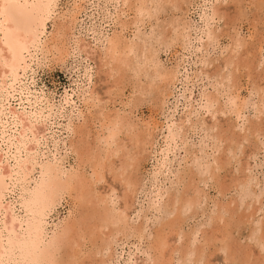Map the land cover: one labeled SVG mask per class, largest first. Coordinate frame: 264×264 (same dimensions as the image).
Returning a JSON list of instances; mask_svg holds the SVG:
<instances>
[{"label": "rangeland", "instance_id": "1", "mask_svg": "<svg viewBox=\"0 0 264 264\" xmlns=\"http://www.w3.org/2000/svg\"><path fill=\"white\" fill-rule=\"evenodd\" d=\"M41 1L44 5L42 28L39 31V45L41 46L38 45L37 52L34 51L35 53L33 52L34 54L30 58L25 59L27 68L24 71L19 69L17 73L18 80L15 82V92L12 95H7L6 99H0V104L2 103L0 106V136H2V133L6 136L11 132L7 109L15 108L19 110L21 98L28 97L34 100L36 97L38 99L36 107L39 110L41 109V116L35 124L34 133L35 131L36 133L33 135L35 138L32 136L34 139L28 142L31 156L34 157L35 169L33 170L34 173H31L28 177L29 180L27 179L25 183L26 187H32L38 179L39 165H52L54 163L51 166L54 170L63 169L62 172H64L65 168V172L76 171L79 175L84 174L81 176L92 182L91 185L95 194L100 198H105V203L108 202L107 205L109 203L116 204H112L113 208H111L116 212L123 210L127 222L124 221L125 226L123 229V224L119 227L121 231L123 230L122 233H119L118 227L109 225V223L107 226L102 225V227H100V224L98 229L89 228L86 230L87 232L84 231L87 236H83L86 243H84V240H80L79 244L82 246L79 247L80 245H78V249H75L78 252L84 244L79 255L76 253V257H74L70 248L61 245L62 248L60 246L55 250V257H58L54 259L55 264H59V260L60 264H99L100 262V264H146L147 262H149L147 264H153L152 261L155 264H159V262L160 264H228L229 262V264H236L237 262L242 264L241 257L235 256L236 254L230 255L234 257V261L229 256L230 252L225 251L227 255L225 256V249H222L224 245L219 246L222 243H219L221 240L219 236L222 235V232H216L219 236L214 233L215 238H213L214 234L210 235L211 231L223 228V226L230 227V231H228L232 239L237 242H235V245L240 247L241 244V248L248 246L245 250L249 254L253 251V254H250L251 264L256 262V258L259 259L257 262L264 261V243L261 240L264 234V0H176L172 5V1L169 0H164V2L159 0L158 2L161 3H158L157 0H142L144 2L139 0L138 3L135 0L125 2L124 0ZM139 2L143 4L140 5ZM161 4L163 7H161ZM140 8L142 9L141 15H137V10H140ZM133 17H137V20L135 19L136 22L138 21L137 23H134ZM72 18H74V21L71 25V33L64 30L57 37L58 25L66 24L65 21ZM204 21L208 24H204ZM152 25H155L153 28L155 32L151 31ZM206 25L209 27H205ZM182 26L184 31H182ZM163 30H165L164 34H162ZM205 30H209L208 34ZM137 35L140 37V41ZM159 35H162V38ZM52 37L63 38L64 44H62V39H59L60 42ZM110 38L118 40L120 46H124L127 42L138 44L129 56V59L132 60L128 61V65L122 66V71L119 72V75H123L122 77L117 75V64L115 62L112 64L113 61L111 62L106 57L107 63L103 55L104 48L102 47L106 45L105 40ZM155 42L159 45H156ZM56 43L59 47H56ZM141 50L145 54L149 52L147 56L150 55V59L152 56L153 60L142 58ZM39 51L41 52L39 53ZM240 62L241 64H239ZM147 63L148 65H146ZM153 65L158 69V72L170 75H168V83L161 81L160 84L159 79V82L158 80L155 81L157 78L152 77L155 76L152 71L156 68ZM137 66L140 70L136 68ZM144 66L149 67L144 69ZM140 71L141 73H139ZM145 71H147V74ZM169 77L172 78L169 79ZM153 79L154 82L151 81ZM149 83L150 85L153 83L154 88ZM157 83H159V87ZM145 84L148 85V88H145ZM158 88H161L160 92ZM212 95L213 97H211ZM257 96H261V100ZM233 97L235 100L230 101ZM204 98L211 100L212 104ZM216 98L218 99L215 100ZM205 100L209 103L206 104L205 102L204 104ZM209 104L210 107H207ZM23 105L26 107V104L23 103ZM232 106L236 107L237 111H234L235 108ZM239 109H241V112ZM115 112H117L119 118L129 123L128 127H123L118 134V139H121L123 145V148L120 149L122 152L119 150L117 156L112 157L110 160L114 159L112 162L116 163L119 158V165L121 164L120 160L132 162L131 166L127 167L129 170L126 169L123 174V182H119L117 178L121 165L119 166L118 163L112 165V172L109 171L108 173L107 167L103 168V171L99 166L102 164L103 159H100V162L95 160L92 158V151L90 152L95 144L98 145L102 156L104 155L102 138L112 129L113 123V120L108 121L107 117H109L108 115L113 117ZM213 113L214 116L212 117ZM104 117L106 118L104 119ZM194 124L195 127H192ZM248 124L253 125V130ZM73 127H75L74 130ZM78 127L80 133L77 131ZM209 128L212 130H209ZM247 130L250 131L247 132ZM131 132L136 133L137 143L129 142L128 138L132 134ZM141 132L146 133V141L143 140V137L139 139ZM244 134L245 139L243 138ZM229 137L230 139H228ZM95 138L100 139V142L97 143ZM93 139L95 142H93ZM84 141L88 143H84ZM81 142H83V145ZM0 146V153L3 154L5 145L1 143ZM87 147L88 149L84 150ZM131 152L133 153L131 154ZM121 153L122 155H120ZM86 156L89 159H86ZM131 156L133 159H131ZM164 156H166L165 162L162 161ZM80 158L84 159L81 163L78 161ZM214 161L218 162L217 165ZM89 165L92 167L90 168ZM213 165L214 168H211ZM215 165L217 168H215ZM218 165L222 168L219 167L218 169ZM78 167L82 168L79 169ZM93 167L95 168L93 169ZM54 170V174H57ZM98 172L101 176L97 175ZM54 174V177L57 176ZM97 178H99V181H95ZM189 181L194 182L189 184ZM124 182L130 183L132 187L129 185L124 188ZM195 182H197V188H199L197 190L199 191L194 188ZM129 187L132 188L133 193L128 189ZM126 189L128 190L125 192ZM134 189H136L135 192ZM243 189L244 191H242ZM184 191L189 197L185 195ZM187 191L191 192L188 193ZM194 191L197 192L198 196L201 193V196L194 195ZM17 192L15 190L5 194L2 201L4 203L15 201ZM191 193L193 196L198 197V203L188 206L190 204L187 202L192 196ZM110 195L112 196L110 197ZM121 196L125 198L122 199ZM173 197L176 198L173 199ZM181 198L189 199L182 201ZM126 199L127 202H125ZM169 199L172 201L170 202ZM175 199L176 201H173ZM174 202H177V204L175 203L176 206ZM105 203L97 204L101 206L96 205V208L109 209L111 205L107 206ZM126 204L130 205L127 206ZM221 204L223 211L229 214L228 216L226 214L227 221L225 215H223L226 222L222 220V223L219 221V224H216L212 221L218 213L216 210L219 211ZM228 204H230V210L226 209ZM16 206L15 213L19 216L24 215L19 206L17 204ZM124 207H128L127 211ZM188 207L189 209H187ZM83 210L84 208L80 205L76 193L74 195V192L67 191L63 195H57L43 219L45 244L52 237L62 232L61 228L63 229L68 223L67 218H70L69 220L72 222L75 218L81 217L84 213ZM173 210L176 212H171ZM238 220L241 221L239 224H237ZM62 222L64 223L62 224ZM209 222H212V224ZM230 222L235 224V227ZM167 224L170 225L171 229ZM177 224L179 225L175 226ZM215 227L216 229H213ZM254 229L257 230L254 231ZM96 230L97 232L99 230L98 234L100 233V235L95 233ZM158 230L161 232H158ZM91 231H94V234ZM116 231L118 232L116 233ZM108 232L112 233V236L114 234V236L111 238V235L109 237L104 234L109 235ZM138 232L139 235L142 234L141 237L138 236ZM160 233L161 236L158 235ZM92 234L95 235V239L88 236ZM194 235L195 237H192ZM96 236L98 238L100 236V238L96 239ZM102 236H106L108 241L113 240L111 243L104 242L105 238L101 241ZM157 237L159 239L156 240ZM256 238L260 239L263 245L261 243L259 245L257 243L259 240ZM163 239L166 241H163ZM189 239H192L190 244L188 243V241L190 242ZM159 240L164 243H160ZM91 242L94 243L91 244ZM153 242L156 243L153 244ZM105 244H109L106 247L107 250L104 248ZM192 244L193 247H191ZM152 246L153 248H151ZM163 247L165 249V252L163 251L164 255L159 257L158 254H163ZM100 248L102 251H100ZM148 248L149 250H146ZM191 248L192 250H190ZM57 250L60 251L57 252ZM95 250H98L101 254L99 252L95 253ZM148 252H152L150 256ZM59 254L61 257H59ZM93 254L94 256H92ZM255 255L257 256L255 257ZM71 257L74 258L71 260ZM226 257L231 259H228V263L225 260ZM238 258L239 261H237Z\"/></svg>", "mask_w": 264, "mask_h": 264}, {"label": "bare ground", "instance_id": "2", "mask_svg": "<svg viewBox=\"0 0 264 264\" xmlns=\"http://www.w3.org/2000/svg\"><path fill=\"white\" fill-rule=\"evenodd\" d=\"M125 1H129V0H124V2ZM136 2L137 1H139V0H135ZM154 1V0H153ZM159 0H157V2H158ZM162 1V0H161ZM169 1H172V3H171V5L173 4V2H175L176 0H169ZM179 1V0H178ZM141 2H144V1H142L141 0ZM163 2H164V0H163ZM167 3H168V1H166ZM165 2V3H166ZM129 3V2H128ZM132 3H134V2H132ZM138 3V2H137ZM140 3V2H139ZM152 3V2H151ZM158 3H161V2H158ZM177 3V2H176ZM205 3V2H204ZM143 4V3H142ZM141 3H140V5H142ZM163 4V3H162ZM161 4V5H162ZM178 4V3H177ZM132 5V4H131ZM137 5V4H136ZM148 4L146 3V6H147ZM153 5V4H152ZM160 5V4H159ZM149 6H151V5H149ZM175 6H177V5H175ZM179 6V5H178ZM161 7H163V5L161 6ZM174 7V6H173ZM143 8V7H142ZM179 8V7H178ZM177 8V9H178ZM148 9H150V8H148ZM43 10H44V5H43V3H42V1L41 0H0V99L1 98H3V99H6V96L7 95H12V93L13 92H15V82L18 80V71H19V69H22L23 71L25 70V68H27V66H26V61H25V59L26 58H30L35 52L34 51H36L37 52V50L36 49H39L38 48V45H39V41H40V39H39V31L41 30V28H42V18H43ZM137 10V9H136ZM135 10V11H136ZM142 9L140 8V10H137V15H141V11ZM152 10V9H151ZM154 10V9H153ZM206 10V9H205ZM201 12H202V10H201ZM75 13V12H74ZM145 13V12H144ZM148 13V12H147ZM151 13H153L152 11H151ZM207 13V12H206ZM216 13V12H215ZM149 14V13H148ZM201 14V13H200ZM204 13H202L201 15H203ZM70 15V14H69ZM68 15V16H69ZM133 15H135V14H133ZM153 15L155 16V14L153 13ZM205 15V14H204ZM149 16V15H148ZM150 16H152V15H150ZM205 16H207V15H205ZM213 16V15H212ZM66 17H67V15H66ZM70 17V16H69ZM138 17V16H137ZM137 17H133V21H134V23H137L136 21H135V19L137 18ZM201 17V16H200ZM140 18V17H139ZM67 19H69V18H67ZM148 19V18H147ZM200 19V18H199ZM206 19V18H205ZM210 19V18H209ZM212 19V18H211ZM62 20V19H61ZM137 20V19H136ZM141 20V19H140ZM139 20V21H140ZM68 20H66L65 22H66V24H60V25H58L59 27H57V37H58V34L60 35V33L61 32H63L64 30H65V32H66V30L67 31H69L70 32V30H71V25H72V23H73V21H74V18H72L71 20H69V21H71V22H67ZM132 21V20H131ZM131 21H130V23H131ZM202 21V20H201ZM207 22H208V20H207ZM68 23V24H67ZM75 23V22H74ZM133 23V24H134ZM156 23V22H155ZM206 23V21H204V24ZM132 24V25H133ZM170 24H172V23H170ZM206 24H208V23H206ZM74 25V24H73ZM121 25V24H120ZM168 25V24H167ZM155 26V25H154ZM154 26L152 25V29H151V26H150V29H151V31H154L155 32V30H153V28H154ZM171 26H173V24L171 25ZM208 25H206L205 27H207ZM183 27V26H182ZM209 27V26H208ZM72 28H73V26H72ZM157 28H158V26H157ZM156 28V29H157ZM174 28V27H173ZM172 28V29H173ZM177 28V27H176ZM175 28V29H176ZM136 29V28H135ZM159 29V28H158ZM157 29V31H159ZM163 29H165V28H163ZM171 29V28H170ZM205 29V28H204ZM169 30V29H168ZM179 30V29H178ZM178 30H177V32H178ZM181 30V29H180ZM179 30V31H180ZM207 30V29H206ZM205 30V32H207V34H208V32H209V30L208 31H206ZM165 30H163L162 32V34H164L165 32H164ZM173 31H175V30H173ZM182 31H184V27H183V29H182ZM150 32V31H149ZM167 32H169V31H167ZM171 32V31H170ZM212 32V31H211ZM210 32V33H211ZM214 32V31H213ZM71 33V32H70ZM174 33H176V31L174 32ZM180 33H183V32H180ZM204 33V32H203ZM65 34V33H64ZM137 34V33H136ZM151 34V33H150ZM155 34V33H154ZM160 34V33H159ZM177 34H179V33H177ZM184 34V33H183ZM205 35H207L206 33H204ZM214 34V33H213ZM67 35H68V33H67ZM138 35H139V30H138ZM137 35V36H138ZM152 35H153V33H152ZM167 35V34H166ZM165 35V36H166ZM182 35V34H181ZM203 35V34H202ZM64 37H65V35H63ZM112 36V35H111ZM118 36V35H117ZM155 36V35H154ZM160 37L162 36V35H159ZM171 36V35H170ZM169 36V37H170ZM208 36V35H207ZM61 37V36H60ZM145 38H146V36H144ZM156 37H157V34H156ZM167 37V36H166ZM166 37H163V38H166ZM184 37V36H183ZM205 37V36H204ZM52 38H54V37H52ZM66 38V37H65ZM106 38V37H105ZM138 38V40L140 39V37L138 36L137 37ZM148 38H149V33H148ZM155 38V37H154ZM162 38V37H161ZM55 40L57 39L56 37L54 38ZM59 39H62V41H63V38H58L57 40H59ZM103 39V38H102ZM136 39V38H135ZM142 39V38H141ZM156 39V38H155ZM154 39V40H155ZM159 39V38H158ZM167 39H168V37H167ZM207 39H209V38H207ZM211 39V38H210ZM55 40H53V41H55ZM56 40V41H57ZM137 40V39H136ZM137 40V41H138ZM150 40H151V38H150ZM149 40V41H150ZM169 40V39H168ZM175 40V39H174ZM206 40V39H205ZM60 42H61V40H59ZM65 41H66V39H65ZM106 41V45H103V47L102 48H104V51H103V55H104V57H105V60H106V57L107 58H109L110 59V61L112 62V64L115 62L116 64H117V75H119L120 73V70L122 71V66H126V65H128V61L130 60H132V59H129V56H130V54L133 52V49H134V47H136L138 44H130L129 42H127V43H125V45L124 46H120V43H119V41L118 40H116L115 38H110V39H107V40H105ZM140 41V40H139ZM153 41V40H152ZM159 41H161V40H159ZM166 41V40H165ZM180 41V40H179ZM207 41V40H206ZM75 42V41H74ZM142 42V41H141ZM145 43H146V41H144ZM164 42V41H163ZM170 42H171V40H170ZM208 42V41H207ZM263 42V41H262ZM41 44H43L42 42H40ZM68 43V42H67ZM152 43H154V42H152ZM210 43V42H209ZM49 44V43H48ZM51 44H53V43H51ZM62 44H64V41L62 42ZM73 44V43H72ZM104 44V43H103ZM155 44H156V42H155ZM158 44V43H157ZM156 44V45H157ZM208 44V43H207ZM263 44V43H262ZM54 45H55V43H54ZM139 45H141V44H139ZM159 45V44H158ZM39 46H41V45H39ZM47 46V45H46ZM65 46H66V44H65ZM75 47H76V45H74ZM144 46H146V45H144ZM144 46H142V47H144ZM153 46H155V45H153ZM152 46V47H153ZM49 47H50V45H49ZM54 47V46H53ZM56 47H59V46H57V43H56ZM61 47V46H60ZM74 47V48H75ZM139 47V46H138ZM141 47V46H140ZM151 47V46H150ZM238 47V46H237ZM73 48V49H74ZM99 48H100V46H99ZM98 48V49H99ZM154 48V47H153ZM233 48V47H232ZM43 49V48H42ZM41 49V50H42ZM54 49V48H53ZM57 49V48H56ZM62 49V48H61ZM67 49H68V47H67ZM78 49V48H77ZM234 49H237V48H234ZM233 49V50H234ZM45 50V49H44ZM85 50V49H84ZM101 50V49H100ZM251 50V49H250ZM235 51V50H234ZM233 51V52H234ZM34 52V53H33ZM41 51H39V53H40ZM42 52H44V51H42ZM60 52H62V51H60ZM64 52V51H63ZM137 52H138V50H137ZM152 52V51H151ZM154 52V51H153ZM53 53V52H52ZM65 53H66V51H65ZM134 53H135V51H134ZM47 54H48V52H47ZM49 54H50V51H49ZM59 54V53H58ZM62 54V53H61ZM136 54V53H135ZM141 54H142V58H149L150 59V55H148L147 56V54H149V52H147L146 54L144 53V51L143 50H141ZM151 54V53H150ZM43 55V54H42ZM45 55V54H44ZM55 55H56V53H55ZM102 55V54H101ZM98 58H99V56H98ZM137 58V57H136ZM230 58V57H229ZM233 58V57H232ZM231 58V59H232ZM235 58V57H234ZM238 58H240V57H238ZM100 59V58H99ZM135 59V58H134ZM139 59H140V57H139ZM151 59H152V56H151ZM150 59V60H151ZM102 60H103V58H102ZM153 60V59H152ZM226 60V59H225ZM235 60V59H234ZM100 61V60H99ZM135 61V60H134ZM237 61V60H236ZM106 62H107V60H106ZM144 62V61H143ZM102 63V62H101ZM108 63V62H107ZM139 63H141V62H139ZM145 63V62H144ZM224 63V62H223ZM231 63V62H230ZM234 63V62H233ZM103 64V63H102ZM105 64V63H104ZM130 64V63H129ZM157 64V63H156ZM239 64H241V62L239 63ZM137 65V64H136ZM141 65V64H140ZM139 65V66H140ZM143 65V64H142ZM146 65H148V63L146 64ZM237 65V64H236ZM234 66L235 68L237 67V66ZM114 66V65H113ZM154 66V65H153ZM156 66H158V65H156ZM160 66V65H159ZM223 66V65H222ZM110 67H112V66H110ZM141 67V66H140ZM149 66H147V68H148ZM152 67V66H151ZM150 67V68H151ZM155 67V66H154ZM136 68H138L139 70H140V68L137 66ZM146 68V66H144V69H147ZM149 68V69H150ZM156 68V67H155ZM231 68V67H230ZM111 69V68H110ZM133 69V68H132ZM134 69H135V66H134ZM152 69H153V67H152ZM160 69H161V67H160ZM163 69V68H162ZM165 69V68H164ZM233 69V68H232ZM138 70V71H139ZM151 70V69H150ZM158 69L156 68V69H153V71H152V73L155 75V76H152V77H156L157 79H155V81L156 80H160V84H161V81L162 82H169V80H167L168 79V75L169 74H164V73H161V72H158L157 71ZM113 71H114V69H113ZM136 71V70H135ZM135 71H133V72H135ZM137 71V72H138ZM142 71H143V69H142ZM144 72V71H143ZM146 72V74H147V71H145ZM168 72V71H167ZM235 72V71H234ZM124 73V72H123ZM136 73V72H135ZM139 73H141V71L139 72ZM138 73V74H139ZM122 74V73H121ZM133 74V73H132ZM137 74V73H136ZM135 74V75H136ZM148 74H149V72H148ZM151 74V73H150ZM153 74H151V75H153ZM145 75V74H144ZM150 75V76H151ZM230 75H232L231 73H230ZM236 75V74H235ZM121 75H119V77H120ZM123 76V75H122ZM121 76V77H122ZM137 76V75H136ZM135 76V77H136ZM149 76V75H148ZM170 76V75H169ZM233 76V75H232ZM117 78V77H116ZM146 78V77H145ZM170 78H172V77H169V79ZM228 78H230V76H228ZM150 79H151V77H150ZM117 80V79H116ZM147 80V79H146ZM159 80H158V82H159ZM262 80V79H261ZM152 82H154V79L153 80H151ZM227 81H229V80H227ZM167 82V83H168ZM231 82V81H230ZM146 83V82H145ZM148 83V82H147ZM151 83V82H150ZM150 83H149V85H150ZM228 83V82H227ZM232 83V82H231ZM116 84V83H115ZM117 84H118V82H117ZM153 84V83H152ZM151 84V85H152ZM158 84V87H159V83H157ZM229 84V83H228ZM235 84V83H234ZM146 86H145V88L148 86L147 84H145ZM150 85V86H151ZM233 85V84H232ZM231 85V86H232ZM229 86V85H228ZM113 87V86H112ZM143 87H144V85H143ZM156 87H157V85H156ZM148 88V87H147ZM152 88H154L153 87V85H152ZM111 89V88H110ZM159 89V88H158ZM158 89H157V91H158ZM161 89V88H160ZM160 89H159V92H160ZM262 89V88H261ZM149 90V89H148ZM151 90V89H150ZM149 90V91H150ZM145 91H147V90H145ZM154 91H156L155 89H154ZM153 91V92H154ZM261 91V90H260ZM258 92V91H257ZM263 92V91H262ZM156 93V92H155ZM158 93V92H157ZM228 93H229V91H228ZM230 94H231V92H230ZM263 94V93H262ZM230 95L228 94V97H229ZM32 97H33V95H32ZM211 97H213V95L211 96ZM215 97V96H214ZM259 99H260V97L261 96H257ZM208 98V97H207ZM231 98V97H230ZM234 98V97H233ZM230 99V101L232 100H235V98L234 99ZM22 100H21V102H20V109L19 110H17V109H15V108H12V109H7V117H9V124H10V133L9 134H7L6 136L2 133V136H0V142L1 143H3L4 145H5V148H4V152H3V154H1L0 155V264H55V261H54V259L56 258H58V257H55V250L57 249V248H59L61 245L63 246H66V247H68V248H70V250L72 251V254L74 255V257H76L75 255H76V253H78V255H79V253H80V250H83L82 248L84 247V244H83V247L77 252V250H75V249H78V245H80L79 243L81 242L80 240H84V238L85 237H83V236H86L85 234H84V231H86V230H88L89 228H96V229H98V227L100 226V224H101V226L100 227H102V225H106L107 226V224L109 223V225H112V226H116V227H118V229L117 230H119V233H122L123 232V230L121 231L120 229H119V227H121L120 225L121 224H123L124 223V221H125V218H126V216L123 214V210H121V211H117L116 212V210H114V209H111V208H113V206H112V204L113 205H116V204H114V203H109L110 205H111V207L108 209H103V210H101V208L100 209H97L96 208V205L97 204H100V203H105V198H100L99 196H97L96 194H95V192H94V189H93V187H92V182H89L87 179H85L84 178V176L82 177L81 175H84V174H81V175H79L78 174V172H65V168H64V172H62V170H59V171H57L56 169L54 170L51 166L54 164H52V165H44V164H42V165H39V175H38V179L34 182V184H33V186L32 187H26L27 185H25V183H26V181H27V179H28V177L31 175V173H34L33 172V170L35 169V164H33V161H34V157H32L31 156V152H30V149H29V147H28V145H29V143L28 142H30L31 140H33L35 137L33 136L35 133H36V131H35V133H34V129H35V124L39 121V117L41 116V109L39 110L37 107H36V105H37V101H38V99L35 97L34 98V100L33 99H30V98H28V97H26V98H21ZM65 99H67V98H65ZM204 99H206V98H204ZM218 98H216L215 100H217ZM259 99H257V101L259 100ZM206 100H208V101H210L211 102V104H212V101L211 100H209V99H206ZM204 101V104H205V102H206V104H208L207 103V101ZM214 100V101H215ZM261 100V99H260ZM262 100H263V98H262ZM39 101H40V99H39ZM1 102V101H0ZM66 102V101H65ZM201 102V101H200ZM258 102H260V101H258ZM23 103L24 104H26V107L28 108H26V107H24V105H23ZM39 103V102H38ZM229 103V102H228ZM233 103V102H232ZM214 104H215V102H214ZM260 104H261V102H260ZM2 105V103L0 104V106ZM232 104L230 103V106H231ZM237 105H238V103H237ZM241 105V104H240ZM239 105V106H240ZM244 105V104H243ZM211 106H213V105H211ZM215 106V105H214ZM234 106H235V101H234ZM234 106H232V107H234ZM242 106V105H241ZM204 107L207 109V107H210V104L206 107V105H204ZM205 108H203V109H205ZM235 109H234V111L236 110V107H234ZM238 109V108H237ZM241 109H243V108H241ZM241 109H239L240 110V112H241ZM210 110V109H209ZM219 110H221V109H219ZM232 111H233V109H231ZM237 111V110H236ZM99 112V111H98ZM222 112V111H221ZM239 112V111H238ZM236 114V113H235ZM6 115V114H5ZM107 115V114H106ZM237 115V114H236ZM109 117H107V120L108 121H111V119L113 120V123H112V129L111 130H105L106 132H107V134L105 135V137H103L102 138V143L104 144V152H103V150H101L102 152H103V156H102V154H101V152H100V149H99V147H98V145L96 146L95 144L92 146V148L90 149V152L92 151V153H93V157L92 158H94L95 160H100V159H103L102 161V164L101 165H99L98 163H97V165H99L100 166V168H102L101 170H103L104 171V169L103 168H105V167H107L108 169V173H109V171L110 172H112V165H114V164H116V163H118V161H119V158H118V161L116 162V163H114V162H112V161H114V159L112 160V161H110L111 160V158L112 157H114V156H117V153H118V151L120 150V149H122L123 148V145L121 144V139L119 140L118 139V134L121 132V130L123 129V127H128V125H129V123L128 122H126V121H123V119L122 118H119L118 116H117V112H115V114H114V116L113 117H110L111 115H108ZM214 116V113L212 114V117ZM237 117H239V116H237ZM106 117H104V119H105ZM125 119H126V117H125ZM128 119V118H127ZM104 123V122H103ZM110 124V123H109ZM244 124V123H243ZM251 124H252V122H251ZM251 124H248V126H251V128H252V126L253 125H251ZM107 126H108V124H106ZM111 125V124H110ZM231 125V124H230ZM235 125V124H234ZM234 125H233V127H234ZM237 125V124H236ZM235 125V126H236ZM245 125V124H244ZM192 126V125H191ZM213 126V125H212ZM232 126V125H231ZM238 126V125H237ZM106 127V126H105ZM104 127V128H105ZM192 127H195V124H194V126H192ZM214 127V126H213ZM213 127H211V128H213ZM241 127V126H240ZM245 127H247V126H245ZM8 128V127H7ZM68 128V127H67ZM74 128L75 127H73V130H74ZM217 128V127H216ZM258 128V127H257ZM78 129H79V127L77 128V131H78ZM81 129V128H80ZM86 129V128H85ZM107 129V128H106ZM110 129V128H109ZM137 129V128H136ZM241 129V128H240ZM246 129V128H245ZM244 129V130H245ZM250 129V128H249ZM255 129H256V127H255ZM254 129V130H255ZM129 130V129H128ZM143 130V129H142ZM209 130H212V129H210L209 128ZM252 130H253V128H252ZM258 130V129H257ZM76 131V132H77ZM80 131V130H79ZM78 131V132H79ZM133 131V130H132ZM145 131V130H144ZM224 131H226V130H224ZM234 131V130H233ZM248 131H250V130H247V132ZM69 132V131H68ZM126 132V131H125ZM140 132V131H139ZM146 132V131H145ZM145 132H141L142 134H141V136H139V139L141 138V137H143V140L144 141H146V133ZM242 132H244V131H242ZM246 132V131H245ZM254 132V131H253ZM72 133V132H71ZM73 133H74V131H73ZM80 133V132H79ZM105 133V132H104ZM132 133V132H131ZM152 133V132H151ZM128 134V133H127ZM130 134V133H129ZM149 134V133H148ZM241 134H243V133H241ZM4 135V136H3ZM89 135V134H88ZM34 138H33V137ZM128 136V135H127ZM233 136V135H232ZM230 137H231V135H230ZM230 137L228 138V139H230ZM245 137V134H244V136H243V138ZM87 138V137H86ZM98 138H100V137H98ZM121 138V137H120ZM241 138V137H240ZM239 138V139H240ZM242 138V139H243ZM247 138V137H246ZM101 139V138H100ZM100 139H97V138H95V140L97 141V143H99L100 141ZM125 139V138H124ZM245 139V138H244ZM94 140V139H93ZM95 140L93 141V142H95ZM128 140H129V142H131V143H137L138 142V138H137V135H136V133H132L131 135H129V138H128ZM237 140V139H236ZM89 141V140H88ZM142 141V140H141ZM239 141V140H238ZM79 142V141H78ZM125 142V141H124ZM1 143H0V145H1ZM83 142H81V144H82ZM84 143H88V142H85L84 141ZM127 144V143H126ZM74 146H75V143L73 144ZM79 145V144H78ZM83 145V144H82ZM85 145V144H84ZM87 145V144H86ZM85 145V146H86ZM89 145V144H88ZM91 145V144H90ZM114 145V146H113ZM130 145V144H129ZM72 146V145H71ZM100 146V145H99ZM127 146V145H126ZM125 146V147H126ZM82 147H84V146H82ZM0 148H1V146H0ZM70 148H72V147H70ZM70 148H68V149H70ZM102 148V147H101ZM79 149V148H78ZM77 149V150H78ZM86 149H88V147L87 148H84V150H86ZM103 149V148H102ZM2 150V149H1ZM75 150V149H74ZM125 150H126V148H125ZM135 150V149H134ZM32 151V150H31ZM71 151V150H70ZM76 151V150H75ZM83 151V150H82ZM81 151V152H82ZM121 151V150H120ZM166 151V150H165ZM2 152V151H1ZM122 152V151H121ZM76 153V152H75ZM128 153V152H127ZM130 153V152H129ZM133 152H131V154H132ZM82 154V153H81ZM87 155V154H86ZM120 155H122V153L120 154ZM80 156V155H79ZM119 156V155H118ZM81 157V156H80ZM87 157V156H86ZM89 157L91 158V156H90V154H89ZM89 157H87L86 159H89ZM132 157V156H131ZM130 157V158H131ZM165 157L166 156H164L163 158V160L162 161H164L165 162ZM218 157V156H217ZM77 158V157H76ZM82 158H84V157H82ZM82 158H80L78 161H80V163L81 162H83L82 160H84V159H82ZM91 158V159H92ZM128 158V157H127ZM219 158V157H218ZM217 158V159H218ZM229 158V157H228ZM116 159V158H115ZM122 159H124V158H122ZM129 159V158H128ZM131 159H133V157L131 158ZM216 159V158H215ZM216 159V160H217ZM137 160V159H136ZM229 160V159H228ZM128 161V160H127ZM127 161H124V160H120V165H119V163H118V165L120 166V171H119V173H118V181L119 182H123L124 181V179H123V174H124V172H125V170L127 169V167H129V166H131V163H129V162H127ZM130 161V160H129ZM134 161H135V159H134ZM223 161H224V159H223ZM225 161H227V160H225ZM88 162L89 163H91L89 160H88ZM100 162V161H99ZM215 162V161H214ZM213 162V163H214ZM228 162V161H227ZM40 163V162H39ZM79 163V162H78ZM93 163H95V162H93ZM92 163V164H93ZM216 163V162H215ZM218 163V162H217ZM217 163H216V165H217ZM225 163V162H224ZM50 164V163H49ZM86 164V163H85ZM135 164V163H134ZM219 164H220V162H219ZM79 165V164H78ZM94 165V164H93ZM122 165H123V168H122ZM164 165V164H163ZM212 165V164H211ZM215 165V168H217V166ZM222 165V164H221ZM57 166V165H56ZM80 166V165H79ZM82 166V165H81ZM90 166V168L92 167L91 165H89ZM95 166V165H94ZM84 167V166H83ZM95 167H97V166H95ZM95 167H93V169L95 168ZM162 167V166H161ZM211 167V166H210ZM210 167H209V169H210ZM219 165H218V169H219ZM72 168V167H71ZM77 168V167H76ZM79 168V167H78ZM82 168V167H81ZM81 168H79V169H81ZM136 168V167H135ZM211 168H214V165L211 167ZM220 168H222V167H220ZM245 168V167H244ZM78 169V170H79ZM131 169V168H130ZM208 169V168H207ZM53 170L54 171H56L57 172V174H54V172H53ZM71 170V169H70ZM69 170V171H70ZM77 170V171H78ZM99 170V169H98ZM114 170H115V168H114ZM127 170H129V169H127ZM217 170V169H216ZM94 171V170H93ZM106 171V170H105ZM215 171V170H214ZM214 171H213V174H214ZM59 172V173H58ZM84 172V171H83ZM97 172V171H96ZM131 172V171H130ZM216 172V171H215ZM94 173V172H93ZM102 173V172H101ZM115 173V172H114ZM129 173V172H128ZM207 173V172H206ZM211 173V172H210ZM217 173V172H216ZM53 174L54 175H57V176H53ZM130 174V173H129ZM129 174H128V176H129ZM97 175H100L99 174V172L97 173ZM115 175V174H114ZM211 175V174H210ZM90 176H91V174H90ZM101 176V175H100ZM109 176H110V174H109ZM196 176V175H195ZM215 176V175H214ZM107 177V176H106ZM115 177V176H114ZM181 177V176H180ZM209 179H210V176L208 177ZM218 178V176L216 177V179ZM102 179V178H101ZM128 179H130V178H128ZM193 179V178H192ZM204 179V178H203ZM208 179V180H209ZM212 179H214V177H212ZM211 179V180H212ZM29 180V179H28ZM190 180H191V178H190ZM219 180V179H218ZM91 181V180H90ZM95 181H99V178H97V179H95ZM114 181V180H113ZM216 181V180H215ZM132 182V181H131ZM181 182H182V180H181ZM192 182H194V181H192ZM191 181H189L188 183L189 184H191L192 183ZM202 182V181H201ZM204 182V181H203ZM205 182H206V180H205ZM29 183V182H28ZM178 183V182H177ZM197 182H195V184H196ZM30 184V183H29ZM96 184V183H95ZM124 184L125 185H123V187L124 188H127V186H129L130 185V183H128V182H124ZM180 184V183H179ZM192 185H194V184H192ZM243 185V184H242ZM247 185V184H246ZM95 186V185H94ZM122 186V185H121ZM131 186V185H130ZM190 186V185H189ZM188 186V187H189ZM195 187L194 188H196V190L197 189H199V188H197V184L196 185H194ZM132 187V186H131ZM123 188V189H124ZM192 188V187H191ZM242 188H243V186H242ZM130 191H132V193H133V190H132V188L130 189V187L128 188ZM128 189H126L125 190V192L128 190ZM189 190H190V188H188ZM193 189V188H192ZM15 190H17L18 192H17V194H16V197H15V201H13V202H8V203H4L3 201H2V198L4 197V195L5 194H9V192H14ZM135 190L136 189H134V192H135ZM74 192V195H75V193H76V195H77V197H78V199H79V201H80V205L84 208V213L81 215V217L80 218H75L74 220H72V222H71V220H69L68 218H67V220H68V223H66L65 225V227L62 229L61 228V230H62V232L61 233H59L58 235H56V236H54V237H52L46 244H45V242H44V227H43V219H44V217H45V215H46V212H47V210H49L50 208H51V206H52V204H53V200L55 199V197H57V195H63L65 192ZM122 191V190H121ZM193 191V190H192ZM197 191H199V190H197ZM201 191V190H200ZM242 191H244V189L242 190ZM97 192V191H96ZM123 192H124V190H123ZM188 192V191H187ZM191 192V191H190ZM190 192H188V193H190ZM195 192V191H194ZM193 192V193H194ZM129 193V192H128ZM180 193V192H179ZM184 193H185V191H184ZM197 192H195V194L194 195H197L198 196V194H196ZM71 194H73V193H71ZM120 194V193H119ZM181 194V193H180ZM179 194V195H180ZM192 194V193H191ZM200 195L199 196H201V193H199ZM114 195V194H113ZM120 195H123V194H120ZM127 195V194H126ZM129 195V194H128ZM135 195V194H134ZM133 195V196H134ZM185 195H187V193H185ZM7 196V195H6ZM112 195H110V197H111ZM130 196H132L131 194H130ZM175 196V195H174ZM188 196V195H187ZM197 196H193V194H192V196H190L191 198L188 200L187 198H185V199H187L188 200V204H190V205H188V206H193V205H195L196 203H198V197ZM108 197V196H107ZM109 197V198H110ZM119 197V196H118ZM122 197V196H121ZM182 198H183V196H181ZM185 197V196H184ZM189 197V196H188ZM108 198V199H109ZM123 198H125L124 196L122 197V199ZM174 198H176V197H173V199ZM181 198V200L182 201H184L185 199H182ZM201 198V197H200ZM200 198H199V200H200ZM113 199V198H112ZM117 199V198H116ZM3 200H4V198H3ZM114 200H115V198H114ZM120 200H121V198H120ZM132 200V199H131ZM170 200V199H169ZM77 201V200H76ZM109 201H111V199H109ZM122 201V200H121ZM172 200H170V202H171ZM173 201H176V199L175 200H173ZM186 201V200H185ZM117 202V201H116ZM125 202H127V199H126V201ZM129 202V201H128ZM167 202V201H166ZM178 202V201H177ZM177 202H174V205H175V203L177 204ZM108 203V202H107ZM107 203H105L106 205H107ZM118 203V202H117ZM122 203H124V202H122ZM168 203H169V201H168ZM167 203V204H168ZM179 203V202H178ZM182 203V202H181ZM180 203V204H181ZM186 203V202H185ZM16 204L19 206V208L22 210V212H23V214L24 215H17L16 213H15V207L17 208V206H16ZM78 205H79V203H77ZM108 204V205H109ZM155 204V203H154ZM167 204H165V205H167ZM107 205V206H108ZM127 205V204H126ZM130 205V204H129ZM129 205H127V206H129ZM224 205V204H223ZM229 205L230 204H228V208H226V209H231L230 207H229ZM97 206H101V205H97ZM120 206V205H119ZM121 206H122V204H121ZM169 206H171L170 204H169ZM176 206V205H175ZM186 206V205H185ZM185 206H183L184 208H186ZM104 207V206H103ZM172 207V206H171ZM182 207V206H181ZM116 208V207H115ZM118 208V207H117ZM116 208V209H117ZM121 208V207H120ZM127 208L128 207H124V209H126V211H127ZM183 208V210L185 211V209ZM193 208V207H192ZM173 209V208H172ZM182 209V208H181ZM187 209H189V207L187 208ZM246 209V208H245ZM166 210V209H165ZM176 210V209H175ZM175 210H173V211H171V212H174ZM179 210H180V208H179ZM179 210H177V211H179ZM182 210V211H183ZM229 210H228V212H229ZM82 211V210H81ZM183 211V212H184ZM227 211V210H226ZM176 212V211H175ZM216 212H218L217 214H216V216L213 218V223H218L219 221L222 223V220H224L223 219V215H225L224 217H225V220H226V212L225 211H223V207H222V204H221V206H220V208H219V211L218 210H216ZM215 212V213H216ZM225 212V213H224ZM72 213V212H71ZM81 213V212H80ZM126 214H127V212H125ZM180 213V212H179ZM182 213V212H181ZM70 214V213H69ZM213 214V213H212ZM229 214V213H228ZM228 214H227V216H228ZM128 215V214H127ZM173 215V214H172ZM177 215H178V213H177ZM180 215V214H179ZM214 215V214H213ZM248 216L250 215L249 213L247 214ZM181 216V215H180ZM68 217V216H67ZM128 217V216H127ZM208 218V217H207ZM229 218V217H228ZM128 219V218H127ZM178 219H180V217H178ZM177 219V220H178ZM210 219V218H209ZM176 220V221H177ZM183 220H184V218H183ZM224 220V221H225ZM70 221V222H69ZM174 221V220H173ZM181 221V220H180ZM223 221V222H224ZM227 221V220H226ZM225 221V222H226ZM230 221H232L231 219H230ZM234 221V220H233ZM239 221V220H238ZM237 221V222H238ZM66 222V221H65ZM126 222V221H125ZM212 222H209L210 224H212ZM224 222V223H225ZM229 222V221H228ZM241 221H239L237 224H239ZM261 222V221H260ZM260 222H258V223H260ZM64 222H62V224H63ZM127 223V222H126ZM178 223V222H177ZM231 223V222H230ZM251 223V222H250ZM257 223V222H256ZM61 224V225H62ZM125 224V223H124ZM123 224V227H122V229L124 228V225ZM219 224V223H218ZM226 224H228V223H226ZM231 224H233V223H231ZM236 224V225H237ZM251 224H253V223H251ZM261 225H262V222L260 223ZM259 224V225H260ZM61 225H60V227H61ZM128 225H130V224H128ZM168 225V224H167ZM179 224H177V225H175V226H178ZM234 225V227H235V224H233ZM256 225V224H255ZM64 226V225H63ZM62 226V227H63ZM106 226H104V228H106ZM126 226H127V224H126ZM169 227H170V225H168ZM173 227H174V225H172ZM209 226V225H208ZM213 226V225H212ZM211 226V227H212ZM257 226V225H256ZM264 226V225H263ZM59 227V226H58ZM58 227H56V228H58ZM129 227V226H128ZM132 227V226H131ZM262 227V226H261ZM110 228H112V227H110ZM125 228H127V227H125ZM168 228V227H167ZM175 228V227H174ZM227 228H229V229H227ZM255 228H258V227H255ZM101 229V228H100ZM108 229V228H107ZM133 230H134V227L132 228ZM136 229H138V227H136ZM170 229H171V227H170ZM213 229H216V227L215 228H213ZM261 229V228H260ZM55 230V229H54ZM60 230V229H59ZM60 230V231H61ZM95 230V229H94ZM102 230H103V228H102ZM111 230H113V229H111ZM115 230V229H114ZM125 230V229H124ZM140 230H141V228H140ZM161 230V229H160ZM177 230H178V228H177ZM206 230V229H205ZM230 231V227H225V226H223V228L221 227L220 229L218 228L217 230H213V232L211 231V234L210 235H212V234H216V232L218 231V232H222V235H221V233H220V235L221 236H219V234H216V235H218L219 236V238L221 239L220 240V242L219 243H221V244H219V243H217V244H219V246L221 245H224V246H222V249L224 248L225 250H224V254H225V251L226 252H230L231 254H229V256L230 255H233V254H236L235 256H237L238 255V257H241V260L244 262V264H251V259H250V254L253 252H250V254L248 253V251H246L245 250V248L246 247H248V246H246L245 248H241V244H240V247L239 246H237V245H235V240H233L232 239V236H231V234L229 233V231ZM251 230H253V228H251ZM257 230V229H256ZM255 229H254V231H256ZM57 231V230H56ZM105 232H106V229L104 230ZM103 231V232H104ZM121 231V232H120ZM128 231V230H127ZM132 231V230H131ZM137 231V230H136ZM197 231V230H196ZM259 231V230H258ZM87 232V231H86ZM88 232H90V231H88ZM93 234H94V231H91ZM98 232H99V230H98ZM98 232H97V230H96V232L95 233H97L98 234ZM118 231H116V233H117ZM133 232V231H132ZM158 232H161V231H159L158 230ZM195 232V231H194ZM193 232V233H194ZM202 232V231H201ZM206 232V231H205ZM210 232V231H209ZM217 232V233H218ZM109 233V235L107 234V233H104V234H106V236H109L110 237V235L112 234H110V232H108ZM129 233H130V231H129ZM141 233H142V231H141ZM177 233H179V232H177ZM208 233V232H207ZM251 233V232H250ZM257 233H259V232H257ZM84 234V235H83ZM87 234H90V233H87ZM93 234L92 235H88L89 237L91 236V237H93L94 239H95V235L93 236ZM96 234V235H97ZM124 234V233H123ZM133 234V233H132ZM136 234V233H135ZM163 234V233H162ZM214 234V236H213V238H215V235ZM254 234V233H253ZM262 234V233H261ZM98 235H100V233L98 234ZM97 235V236H98ZM118 235V234H117ZM126 235H128V234H126ZM130 235H131V233H130ZM142 235V234H141ZM141 235H139V232H138V236H140L141 237ZM158 235H160L161 236V233L160 234H158ZM192 235V234H191ZM204 235V234H203ZM209 235V236H210ZM251 235V234H250ZM249 235V236H250ZM96 236V239H99L100 238V236H99V238ZM106 236H102L103 238H102V240L101 241H103V239L105 238H107ZM113 236H114V234H113ZM112 235H111V238L113 237ZM164 236V235H163ZM218 236H217V238H218ZM252 236H255V235H252ZM87 237V236H86ZM120 237H121V235H120ZM124 238H125V236H123ZM132 237V236H131ZM134 237V236H133ZM178 237V236H177ZM192 237H195V235L194 236H192ZM203 238H204V236H202ZM206 237V236H205ZM251 237V236H250ZM259 237H260V234H259ZM258 237V238H259ZM83 238V239H82ZM110 238V239H111ZM115 238H116V236H115ZM130 238V237H129ZM138 238V237H137ZM136 238V239H137ZM164 238V237H163ZM176 238V237H175ZM180 238V237H179ZM207 238H208V236H207ZM140 239V238H139ZM157 239H159V237H157L156 238V240ZM169 239V238H168ZM206 239V238H205ZM257 239V238H256ZM86 240H87V238H86ZM113 240V239H112ZM111 240V241H112ZM118 240V239H117ZM122 240V239H121ZM120 240V241H121ZM125 240H127V239H125ZM161 240V239H160ZM159 240V241H160ZM165 239H163V241H164ZM190 240V239H189ZM192 240V239H191ZM191 240H190V242L188 241V243L190 244L191 243ZM209 240V239H208ZM257 240H259V242H257ZM256 240V242L260 245V243H261V245H263L262 244V242H260L261 240L263 241V243H264V234H263V236L261 237V240L260 239H257ZM85 241V240H84ZM84 241H82V242H84ZM92 241V240H91ZM99 241V240H98ZM105 241H108V239H106V240H104V242ZM111 241L109 240L108 242H110L111 243ZM139 241V240H138ZM166 241V240H165ZM217 241V240H216ZM162 241H160V243H161ZM168 242V241H167ZM209 242V241H208ZM212 242H215V241H212ZM211 242V243H212ZM84 243H86V241L84 242ZM89 243V242H88ZM94 243V242H93ZM92 242H91V244H93ZM103 243V242H102ZM154 243H156V242H153V244ZM159 243V244H160ZM162 243H164V242H162ZM166 243V242H165ZM187 243V244H188ZM193 243V242H192ZM237 243V242H236ZM82 244V243H81ZM185 244V243H184ZM203 244H204V242H203ZM208 244V243H207ZM213 244V243H212ZM211 244V245H212ZM97 245V244H96ZM99 245H100V243H99ZM98 245V246H99ZM102 245H104V244H102ZM108 246H109V244H107ZM106 244H105V247L104 248H106V247H108ZM161 245V244H160ZM165 245V244H164ZM186 245V244H185ZM197 245V244H196ZM205 245H206V243H205ZM210 245V244H209ZM208 245V247L210 248V246ZM247 245V244H246ZM62 246H61V248H62ZM82 245H80L79 247H81ZM95 246V245H94ZM150 246V245H149ZM183 246V245H182ZM219 246H218V248H219ZM220 246V247H221ZM65 247V248H66ZM92 247H93V245H92ZM103 247V246H102ZM191 247H193V244H192V246ZM206 247V246H205ZM207 247V248H208ZM68 248H66V249H68ZM110 248V247H109ZM151 248H153V246L151 247ZM156 248H157V246H156ZM166 248V247H165ZM195 248H196V246H195ZM250 248V247H249ZM264 248V247H263ZM66 249H64V250H66ZM88 249V248H87ZM94 249H96V247H94ZM99 249V248H98ZM101 249V248H100ZM160 249V248H159ZM178 249V248H177ZM221 249V248H220ZM227 249V250H226ZM248 249V248H247ZM251 249V248H250ZM69 250V251H70ZM105 250H107V248L105 249ZM146 250H149V248L148 249H146ZM150 250H152V249H150ZM161 250V249H160ZM190 250H192V248L190 249ZM198 250V249H197ZM207 250V249H206ZM60 251V250H59ZM58 250H57V252H59ZM70 251V252H71ZM100 251H102V249L100 250ZM104 251V250H103ZM159 251V250H158ZM165 252V249H164V247L162 248V253L163 254H158L159 255V257H160V255H164V252ZM177 251V250H176ZM222 251V250H221ZM262 251V250H261ZM65 253H66V251H64ZM85 252V251H84ZM87 252V251H86ZM97 252H99L98 250H95V253H97ZM105 252V251H104ZM156 252H157V250H156ZM82 253V252H81ZM93 253H94V251H93ZM100 254H101V252H99ZM98 253V254H99ZM149 253V252H148ZM152 253V252H151ZM151 253H149V256H150V254ZM172 253V252H171ZM61 254V253H60ZM60 254H59V257H61L60 256ZM69 254H71V253H69ZM71 254V255H72ZM156 254V253H155ZM253 254V253H252ZM57 256H58V254H56ZM62 255V254H61ZM67 255V254H66ZM70 255V256H71ZM167 255V254H166ZM261 255V254H260ZM64 256V255H63ZM69 256V255H68ZM80 256H81V254H80ZM92 256H94V254L92 255ZM96 256V255H95ZM98 256H100V255H98ZM102 256V255H101ZM148 256V257H149ZM153 256H154V253H153ZM225 256H227L226 254H225ZM257 255H255V257H256ZM73 257V258H74ZM97 257V256H96ZM158 257V258H159ZM232 256H230V258H231ZM64 258V257H63ZM67 258V257H66ZM65 258V259H66ZM72 257H71V260L73 259ZM80 258V257H79ZM89 258V257H88ZM87 258V259H88ZM101 258V257H100ZM161 258H162V256H161ZM227 259H225L226 261H227V263L229 262L228 261V259H230V258H228V257H226ZM236 258V257H235ZM260 258V257H259ZM262 258H263V256H262ZM262 258H260V259H262ZM77 259V258H76ZM90 259V258H89ZM88 259V260H89ZM164 259V258H163ZM67 260V259H66ZM151 260H152V258H151ZM153 260H154V258H153ZM159 260H161V259H159ZM224 260V261H225ZM231 260V259H230ZM232 260L234 261V257H232ZM252 260H254V259H252ZM257 260H259L258 258H256L255 259V263H253V264H264V263H262V262H264L263 260H262V262H257ZM150 261V260H149ZM156 261H157V259H156ZM162 261V260H161ZM237 261H239V258H238V260ZM237 261H235V262H237ZM241 261V262H242ZM77 262V261H76ZM95 262V261H94ZM146 262V261H145ZM153 262V264H155L154 263V261H152ZM158 262V261H157ZM243 262H242V264H243ZM58 263V262H57ZM78 263H79V261H78ZM93 263V262H92ZM101 263V262H100ZM99 263V264H100ZM147 263H149V262H147ZM146 263V264H147ZM230 263V262H229ZM228 263V264H229ZM59 264H60V260H59ZM87 264V263H86ZM133 264V263H132ZM159 264H160V262H159ZM163 264V263H162ZM236 264H238V262L236 263ZM241 264V263H240Z\"/></svg>", "mask_w": 264, "mask_h": 264}]
</instances>
